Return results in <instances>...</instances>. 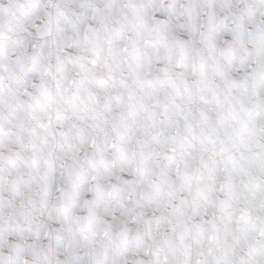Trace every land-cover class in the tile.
Listing matches in <instances>:
<instances>
[{
    "label": "snow or ice",
    "instance_id": "snow-or-ice-1",
    "mask_svg": "<svg viewBox=\"0 0 264 264\" xmlns=\"http://www.w3.org/2000/svg\"><path fill=\"white\" fill-rule=\"evenodd\" d=\"M0 264H264V0H8Z\"/></svg>",
    "mask_w": 264,
    "mask_h": 264
},
{
    "label": "clouds",
    "instance_id": "clouds-1",
    "mask_svg": "<svg viewBox=\"0 0 264 264\" xmlns=\"http://www.w3.org/2000/svg\"><path fill=\"white\" fill-rule=\"evenodd\" d=\"M23 2V0H21ZM44 3L47 2V0H43ZM8 0H0V8L7 7Z\"/></svg>",
    "mask_w": 264,
    "mask_h": 264
}]
</instances>
